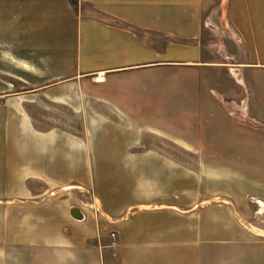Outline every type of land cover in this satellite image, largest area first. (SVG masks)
I'll list each match as a JSON object with an SVG mask.
<instances>
[{
    "label": "crops",
    "instance_id": "0c3cea01",
    "mask_svg": "<svg viewBox=\"0 0 264 264\" xmlns=\"http://www.w3.org/2000/svg\"><path fill=\"white\" fill-rule=\"evenodd\" d=\"M214 9L225 11L224 21L236 36L232 57L237 64L203 59L202 50L192 42L202 34L205 15ZM150 33L170 37V44L161 52L152 50L143 38ZM151 58H162L154 69L175 74L162 78V84H153L158 86L155 89L185 83L195 91L196 114H219L239 127L238 136L228 141L214 139L215 135L196 134L190 140L175 136L180 140L178 148L191 155V162L161 160L158 167L162 169L164 163L168 173L165 178L162 174L149 178L159 191L149 201L153 205L135 204L119 221L80 207L84 218L76 220L70 215L73 206L66 209L61 202L52 201L39 209L29 205L39 194L34 191L39 185H71V170L78 171L73 173L75 183H85L87 162L80 138L70 146L68 133L62 145H55L56 135L38 129L27 102L87 101V84L78 76L89 73L98 75L94 83L97 101H109L103 93L114 88L109 90L113 82L107 84V79L114 80L116 75L118 80L135 72ZM222 68L228 81L243 89L245 96L240 100L234 93L229 101L210 96L213 79L208 75ZM256 75L264 77V0H0V101H6L0 111L8 119L20 117L25 132L42 142V147L31 151L3 150L8 160L27 155L24 164L5 166V189L0 193V201L22 203L20 209L10 211L14 224L10 222L0 232L6 255L15 250L11 264H215V218L219 215L210 203L213 188L200 182L206 177L214 184L215 179L213 173L199 177V154L205 160L204 168L213 170L216 155L248 152L255 149L251 148L254 143L264 145V125L249 126L230 118L229 113L264 123L262 96L251 98ZM67 90L74 92L73 98L64 96ZM262 148L255 150L264 155ZM183 179H190L191 184ZM258 203L264 208L262 200ZM222 212L219 217L230 218V212ZM105 216L114 221L115 246L100 227Z\"/></svg>",
    "mask_w": 264,
    "mask_h": 264
},
{
    "label": "rangeland",
    "instance_id": "374dc122",
    "mask_svg": "<svg viewBox=\"0 0 264 264\" xmlns=\"http://www.w3.org/2000/svg\"><path fill=\"white\" fill-rule=\"evenodd\" d=\"M84 9L90 11L88 6H84ZM225 18V11L222 9L211 10L205 15L202 34L192 41L202 50L203 59L227 64L236 62L232 57L236 50L234 45H237L236 36L232 28L226 25ZM143 38L152 50L160 52L170 44L168 36L150 33L143 34ZM90 46L93 47L92 43ZM158 61L162 64V58H151L150 63L132 70L135 72L125 74L118 80L115 79L116 75L112 76L114 80L108 78L107 84L111 81L115 84L111 83L108 87L109 90L114 88L112 91L106 90L103 93L109 101H97L94 83L98 75L89 73L78 76L87 84V101L27 102L26 108L32 110L34 124L38 129L49 130L56 135L55 145H62L63 135L68 133L71 135L70 142H67L70 146L75 145L71 141L75 143L80 138L81 147L86 149L87 162L85 183H75L73 173L77 174L78 171L71 170V185H39L34 189L39 194L32 198L33 202H29V205H35V209H39L38 207L43 208L52 201L61 202L66 209L69 206H77L95 216L98 214L100 217L104 213L119 221L125 219L128 210L133 209L135 204L139 207L142 204L153 205L149 201L159 191L158 185L151 184L154 180L149 178L161 174L162 178H165L168 173V169L163 168L164 163L162 169L158 167L161 160L182 161L184 165L191 162V155L178 148L181 144L175 136L190 140L196 134L215 135L213 138L221 141L232 140L238 136L239 127L225 121L219 114H196V105L193 102L196 101L195 91L185 83L155 89L158 86L153 84H162V78L175 77L174 73L162 72V68L154 69L153 65ZM166 64L175 65L173 62ZM225 72L222 68L212 70L208 75L213 79L210 96L218 101H229L236 95L240 100L245 96L243 89L233 81H228ZM255 79L257 81L252 87L251 98L254 99L258 95L259 98L262 96L264 101V77L257 76ZM115 81L127 85L118 86ZM218 85L227 89H219ZM73 93L72 90H67L64 96L73 98ZM5 104L6 101H0V108ZM229 113L230 118H237L249 126L264 125L248 120V117L244 118L238 113ZM25 130V123L20 117L15 120L8 119L5 113L0 111V193L5 189V166L15 168L19 163L24 164L27 156H23L22 160H8V155H5L3 150L18 148L31 151L42 147V142L27 134ZM73 134L81 137H73ZM262 146L264 147L263 144L254 143L251 148L263 149ZM255 149L216 155L213 170L204 168L205 160L199 154V177L205 173H213L215 179L214 184L206 177L200 180L209 183L214 190V200L210 203L219 216L223 215L222 211L230 212V218H215V264H264V208L258 203V200L264 202V155ZM218 158H221L219 162L223 167L218 164ZM145 164L151 167H132ZM192 172H195V169ZM184 173L191 171L184 169ZM183 182L191 184L190 179H183ZM173 188L175 190V186ZM20 205V202L0 201V232L10 222L14 224L15 219L9 218L10 211L17 207L20 209ZM102 221L104 225L100 227L105 235L110 237L111 245L115 246L118 235L111 226L114 221L107 217ZM112 233L116 234L115 239L112 238ZM14 251H8L6 255L5 249L0 245V264H6L5 257L8 264L14 263Z\"/></svg>",
    "mask_w": 264,
    "mask_h": 264
},
{
    "label": "water",
    "instance_id": "95a60500",
    "mask_svg": "<svg viewBox=\"0 0 264 264\" xmlns=\"http://www.w3.org/2000/svg\"><path fill=\"white\" fill-rule=\"evenodd\" d=\"M70 215L76 220H82L84 218L82 211L77 206L71 207Z\"/></svg>",
    "mask_w": 264,
    "mask_h": 264
},
{
    "label": "built area",
    "instance_id": "2783aa9c",
    "mask_svg": "<svg viewBox=\"0 0 264 264\" xmlns=\"http://www.w3.org/2000/svg\"><path fill=\"white\" fill-rule=\"evenodd\" d=\"M111 236H112L113 239L116 238V234L115 233H112Z\"/></svg>",
    "mask_w": 264,
    "mask_h": 264
},
{
    "label": "bare ground",
    "instance_id": "6f19581e",
    "mask_svg": "<svg viewBox=\"0 0 264 264\" xmlns=\"http://www.w3.org/2000/svg\"><path fill=\"white\" fill-rule=\"evenodd\" d=\"M262 204V203H261ZM263 206V205H262Z\"/></svg>",
    "mask_w": 264,
    "mask_h": 264
}]
</instances>
